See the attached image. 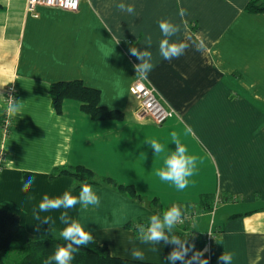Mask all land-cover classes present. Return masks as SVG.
Here are the masks:
<instances>
[{
	"label": "crops",
	"instance_id": "crops-1",
	"mask_svg": "<svg viewBox=\"0 0 264 264\" xmlns=\"http://www.w3.org/2000/svg\"><path fill=\"white\" fill-rule=\"evenodd\" d=\"M249 1L124 0L136 9L129 15L116 8L120 0H79L77 11L41 6L33 16L27 0H0V118L8 87L15 91L14 104L21 106L19 114L11 113L10 134L0 129V148L6 153L0 208L19 217L28 238L65 227L59 220L63 210L41 212L36 220L32 209L45 193L78 195L79 182L51 174L83 166L97 180L109 177L132 185L141 197L132 200L106 185L89 184L100 204L68 210L111 256L134 260L130 250L136 247L145 253L142 262L169 264L166 257L174 245L161 243L153 252L152 245L140 242L139 228L135 234L125 224L149 222L151 215L177 204L199 211L191 229L197 240L179 225L172 233L194 244L188 257L214 249L216 264L224 251L233 253L232 264H264V11H246ZM181 7L187 9L183 18ZM160 19L179 24L181 31L172 40L190 45L178 59L159 55ZM147 35L153 40L154 68L142 78L174 111L161 125L136 116L138 101L129 90L141 77L133 67L140 61L129 49L143 50ZM201 38L206 46L197 51L193 42ZM73 80L98 90V105L117 117L93 120L75 99L63 100L57 112L49 86ZM173 131L199 158L182 191L155 175L176 148ZM151 139L165 152L155 154L146 142ZM30 176L35 183L25 194L22 184ZM216 194L223 202L212 214L200 202ZM209 228L217 235L211 244L202 238Z\"/></svg>",
	"mask_w": 264,
	"mask_h": 264
},
{
	"label": "clouds",
	"instance_id": "clouds-1",
	"mask_svg": "<svg viewBox=\"0 0 264 264\" xmlns=\"http://www.w3.org/2000/svg\"><path fill=\"white\" fill-rule=\"evenodd\" d=\"M71 7H75L72 4ZM116 8L123 13L129 15H136L135 6L127 4L124 0L116 3ZM181 18L187 15V9L181 7L179 9ZM158 26L162 34V39L159 41V55L167 61L178 59L189 48V44L183 41H174L172 37L176 36L181 31V26L174 23L171 19H160ZM197 51L205 48L204 39H199L193 42ZM143 50L132 46L129 49L130 55L134 56L140 62L134 64L133 67L138 75L147 78L148 74L153 70L152 63L153 53L150 49L153 46L151 35H147L143 42ZM8 111L13 114H19L21 106L19 104H11ZM172 142L175 143V150H171L164 159V166L155 172L161 181L169 182L174 185L177 190H184L189 185V178L192 177L197 168L198 157L188 153L187 147L181 143L178 133L173 131L171 133ZM148 146L154 150L155 154L165 152V146L158 140L151 139L146 141ZM35 183V178L30 176L23 182L21 191L28 194ZM29 201L33 200L32 195H27ZM100 204V197L93 190L92 186L84 183L78 195H73L69 190H65L61 195L50 196L47 193L43 194L39 204L32 209L34 219L40 220L41 212L61 211L59 220L65 227L61 230L60 236L66 241L65 245L57 247L55 253L45 261V264H71L74 256L73 254L82 246H86L95 242V238L91 231L86 230L78 220L73 219L69 215L70 209L80 205L82 208L89 206H98ZM51 219V218H49ZM49 219L43 220L48 224ZM183 220L182 209L179 205L173 204L166 209L162 214H154L149 217V223L145 226H139L140 242L152 245L151 251H159L158 245L161 243L167 245H174L172 251L166 257L169 264H208L207 258L204 257L203 251H195L188 257V253L195 247L187 243V239L172 234L175 226ZM130 256L134 260H145V253L139 248L132 247ZM233 253L223 252L218 257V264H232Z\"/></svg>",
	"mask_w": 264,
	"mask_h": 264
},
{
	"label": "trees",
	"instance_id": "trees-1",
	"mask_svg": "<svg viewBox=\"0 0 264 264\" xmlns=\"http://www.w3.org/2000/svg\"><path fill=\"white\" fill-rule=\"evenodd\" d=\"M260 2V0H250L246 5V11L252 13L264 11V6L260 5ZM48 93L52 106L57 112H60L63 100L75 99L80 102L81 110L89 114L93 120L112 119L118 114L99 106V91L85 87L78 80L52 83ZM58 175L70 176L80 185L84 183L106 185L132 200L141 199L132 185L120 184L109 177L97 180L94 173L83 166L56 169L51 177ZM211 200V197H203L200 206L209 210ZM148 223V221L128 222L125 227L133 229L137 234L139 226L148 225ZM66 243L60 233L51 229H48L42 236L28 238L19 217L15 213L0 208V264H6V257L11 253L14 255V264H45V261L55 253L57 247ZM218 255L219 253L212 249L210 254H204V257L207 258L208 264H216ZM73 256L71 264H153L111 256L106 246L96 242L80 247Z\"/></svg>",
	"mask_w": 264,
	"mask_h": 264
},
{
	"label": "built area",
	"instance_id": "built-area-1",
	"mask_svg": "<svg viewBox=\"0 0 264 264\" xmlns=\"http://www.w3.org/2000/svg\"><path fill=\"white\" fill-rule=\"evenodd\" d=\"M75 4V7H71ZM56 7L66 11H77L79 8V0H27L26 9L36 16V7ZM130 93L137 99L138 105L136 109V116L140 119L149 118L155 124L161 125L173 116L174 111L171 108L165 107L153 87L147 85L142 77L134 80L130 86ZM16 100L15 91L12 87L6 89L5 108L0 118V129L4 136H8L13 126L12 114L8 111L9 106L14 104ZM6 160L5 151L0 148V169ZM223 202L222 198L216 194L212 200L210 213H214L219 204ZM183 213V220L177 225L182 226L187 230L188 238L197 240L199 235L191 231L194 222L199 215V211L195 205H181ZM203 240L207 244L213 243L217 235L209 228V230L202 235Z\"/></svg>",
	"mask_w": 264,
	"mask_h": 264
},
{
	"label": "rangeland",
	"instance_id": "rangeland-1",
	"mask_svg": "<svg viewBox=\"0 0 264 264\" xmlns=\"http://www.w3.org/2000/svg\"><path fill=\"white\" fill-rule=\"evenodd\" d=\"M261 2L259 3L260 5L264 6V0H260ZM6 264H14V255L11 253L6 257Z\"/></svg>",
	"mask_w": 264,
	"mask_h": 264
}]
</instances>
